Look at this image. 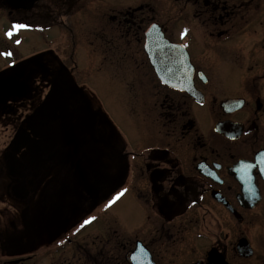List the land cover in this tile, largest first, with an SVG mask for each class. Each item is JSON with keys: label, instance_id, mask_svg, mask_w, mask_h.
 I'll use <instances>...</instances> for the list:
<instances>
[{"label": "flooded vegetation", "instance_id": "1", "mask_svg": "<svg viewBox=\"0 0 264 264\" xmlns=\"http://www.w3.org/2000/svg\"><path fill=\"white\" fill-rule=\"evenodd\" d=\"M173 1L196 9L194 13L206 30L201 39L195 32L184 34L194 68L185 76L187 81L192 77L191 91L162 84L144 46L145 22H158L165 36L176 41L175 30L169 27L176 18L163 20L158 0L142 2L138 7L116 4L117 8L113 0H106L110 13L104 17L105 26L96 13L88 14L95 52L112 55L121 48L129 79L125 85L135 87L131 91L140 102L147 99L143 106L141 103L145 111L143 115V110L139 113L138 125L139 140L144 145L140 144L138 151L126 152L128 156L121 164L127 179L130 177L132 185L136 183L142 208L141 221L129 227L130 233L120 243L124 263L131 264L130 254L142 243L154 264H264V3ZM92 3L93 0H0V19L40 31L48 27L68 31L74 46L76 33L84 30L81 12L91 8ZM94 6L95 11L97 2ZM258 24L263 25L259 32ZM250 27L255 30L251 31V47L245 52L244 40H234L241 33L244 36ZM130 35L137 43L134 52L128 48ZM120 43L124 46L120 47ZM47 52L57 53L54 49ZM54 72L36 57L0 71V123L11 124V129L3 127L12 139L7 143L6 167L22 185H27L29 200L22 214L15 206H0V264L30 262L32 255L24 254L32 247L27 238L34 233L42 237L48 231L49 220L58 214V204L64 208L66 194L77 192L73 199H82V179L94 183L97 151L92 142L97 138L92 134L85 137V117L79 115L76 120V140H64L57 148L47 145L50 137L45 131L59 129V120H48L63 116L59 100L47 105L48 91L50 87L68 91L63 73L53 76ZM38 81L48 86L46 103L42 105L48 122L38 132L42 137L34 143L29 142L34 127L29 125L27 130L19 122L29 109V101L34 106L42 104H37L43 87L36 86ZM70 108L74 111L77 105ZM54 109V115L49 116ZM68 110L72 114L69 106ZM155 118L160 123L157 129L150 126ZM28 143L30 151L22 153ZM69 146L74 157L64 162ZM16 154L21 157L17 169L13 166ZM35 182L43 183L42 195L35 200L41 207L31 209L35 197H31L30 188ZM22 220L23 232L19 231ZM89 246L96 251L95 243ZM92 257L89 262L97 264L99 257Z\"/></svg>", "mask_w": 264, "mask_h": 264}, {"label": "rangeland", "instance_id": "2", "mask_svg": "<svg viewBox=\"0 0 264 264\" xmlns=\"http://www.w3.org/2000/svg\"><path fill=\"white\" fill-rule=\"evenodd\" d=\"M160 3L159 6V14L161 15L163 20L170 21L175 20L174 23L169 24V27L172 26V30H175L176 36L175 40L179 41V32L183 30H187L190 32H195L197 36L201 39V34H205L206 30L202 27L200 22L198 21L200 18H197L194 13L196 9H192L190 7L185 8L184 6L175 3L173 0H158ZM264 3V0H262ZM98 6L94 11V4L91 8L86 9L81 12V23L84 24V30L79 34L76 33L75 40L76 46H73V35L68 31H60L59 29H55V31H50L49 35L56 36L54 37V43L48 45L45 43L44 39L40 38V36H34L32 40L26 41L19 48L14 49L13 45L11 50L14 51V54L11 55L7 60L4 61L3 58L0 57V68L7 67L9 62H20L21 60L28 59L34 52L42 51L44 48H54L57 54L61 57L65 65H62V61L56 59V55L52 54L54 60H51L50 56H47L49 63H53L50 69H54L53 76H56L59 72V69L64 66H68L69 68H73L75 63L77 64V68L74 71V77H76L78 89L83 94V97L86 102L90 104L91 109L94 111L96 115V121L98 127H102L104 133L106 131V126L108 125V121H111L110 125L118 132H115L113 135V144L110 149L115 150V146L117 148L122 147L123 141L120 138L121 132L119 129L121 127L122 131L127 135V141L131 144L134 150H137L138 146L144 145L142 140H139L140 136L137 133L138 125L140 124L138 120L139 113L143 110V103L147 100L140 102L139 99L136 98L134 90L135 87L127 86L125 84L129 83V79L126 78L124 65L126 60L122 59L125 56L124 51H121V48L109 54H102L99 51L95 52L94 48V36L91 33V21L88 18V14L96 13L98 18L104 23V17L110 11H107L106 0H97ZM114 8H117L115 3L123 4L124 6L130 5L133 7H138L142 2H152V0H113ZM94 3V2H93ZM96 5V4H95ZM170 15V18H169ZM260 19V18H259ZM9 22L7 19H1L0 24ZM149 23V22H148ZM148 23L143 25L145 29L148 27ZM146 25V26H145ZM105 26V23H104ZM256 27V31L259 32L263 29V25ZM168 27V28H169ZM241 28V27H239ZM249 30L247 36H243L241 33L238 38L234 41L237 42L239 40H244V51L249 50L251 47V31L255 29L253 27L248 28ZM54 32V33H53ZM238 32V30H237ZM4 35L2 32L0 35ZM63 34V36L61 35ZM133 34V32H131ZM257 34V33H256ZM103 35L107 38L111 37L109 34L103 33ZM178 35V36H177ZM251 35V36H250ZM258 35V34H257ZM132 35L128 38V48L132 49V52L136 50L137 43L134 42ZM0 39L2 40L1 36ZM181 40V39H180ZM13 41L15 39L13 38ZM232 43V42H229ZM12 44V43H11ZM48 45V46H47ZM121 45V46H120ZM120 47H123L124 44L120 43ZM0 47L5 48V43L3 44L0 41ZM104 47V46H103ZM3 48V49H4ZM73 49V50H72ZM241 50V47H239ZM134 50V51H133ZM129 56L131 55V50ZM73 52V58H71V54ZM246 52V51H245ZM58 69V70H57ZM129 72V70H127ZM137 71V69H136ZM141 71V69H139ZM239 76V75H238ZM122 78V82L121 79ZM42 85V91L39 94L37 104L43 101V95H46L47 85L45 83L38 82L36 86ZM126 88V90H125ZM130 88V91L129 89ZM109 100L112 101L113 108L109 104ZM79 101V100H78ZM142 103V106H141ZM140 104V112L136 114L133 108L138 109V105ZM30 101L28 103V108L32 107ZM147 107V106H146ZM132 110V112H131ZM142 111V115L144 114ZM147 111V109H146ZM27 110L24 111L23 115H26ZM148 113V112H147ZM146 116V115H144ZM13 117V116H12ZM16 117V116H15ZM14 118V117H13ZM147 120V116L145 117ZM149 119V118H148ZM150 126L158 128V120L155 118ZM150 119L148 122H150ZM159 123V122H158ZM160 124V123H159ZM3 125H8L11 129V124H6L4 122L0 123V162L4 163V157L7 153V145L9 146L12 139H9V134L5 133L8 129L4 128ZM124 129V130H123ZM112 131V130H111ZM121 131V130H120ZM107 132V131H106ZM119 133V134H118ZM11 134V133H10ZM124 145V144H123ZM109 149V150H110ZM116 151V150H115ZM128 151V150H127ZM138 151V150H137ZM140 151V150H139ZM133 162V159H130ZM102 164L100 166L103 170V175L106 174L108 169V165L106 163H116V166H119L120 159L117 158L114 161L105 160V157L101 159ZM102 182H104L103 176H101ZM130 178L128 182L126 181L124 184L121 182L114 183L113 189L111 191L105 189L103 190L97 197L92 199V201L85 202L79 206H76V217L70 221L68 225L64 227H68V233L60 237H54L56 234H49L44 231L42 235V239L45 240L44 246L39 248L36 253V257H34L33 261L28 262L27 264H62L63 258L70 260V264H93L89 262L87 259L92 256H100L103 252L108 250V253L103 254L96 261L97 264H125L124 256L125 253L122 248V241H124V236L126 233H130L129 227H136V225L141 221V205L138 203L140 201L137 198V189L136 183L130 185ZM5 182V184H7ZM39 190V189H38ZM40 191V190H39ZM41 192V191H40ZM123 193L122 198L120 200L116 199L117 195ZM127 194V195H126ZM120 196V197H121ZM119 197V198H120ZM118 200V201H117ZM113 201H115L113 203ZM32 208L34 205L37 207L38 204H35V199L33 201ZM1 205H10V200L8 197L2 196L0 197V206ZM18 205V206H17ZM20 202L17 201L16 207H19ZM23 206H26L23 204ZM14 207V206H13ZM12 207V208H13ZM20 208V207H19ZM18 209V208H17ZM21 209V208H20ZM95 217L94 221L88 223L81 227L82 224L86 220H92ZM67 229V228H66ZM36 236V235H35ZM34 236V238H35ZM41 236V235H40ZM39 236V237H40ZM38 237V239H39ZM72 238L73 241L70 244L67 240L68 238ZM96 237L97 239H94ZM49 238V239H48ZM48 243V244H46ZM85 245L86 247L82 251L84 254L83 258H80L78 262V257H81V254L78 251H75L73 244ZM91 243H95L97 245L96 251L92 246L89 247ZM88 248V249H86ZM103 248V250H102ZM111 248V251H109ZM100 249V250H99ZM45 254V255H44ZM76 254H79L78 256ZM42 257V258H41ZM103 257H106L107 260ZM87 258V259H86ZM93 259V257H92Z\"/></svg>", "mask_w": 264, "mask_h": 264}, {"label": "snow or ice", "instance_id": "3", "mask_svg": "<svg viewBox=\"0 0 264 264\" xmlns=\"http://www.w3.org/2000/svg\"><path fill=\"white\" fill-rule=\"evenodd\" d=\"M14 27H15L16 29H20V28H24L25 25H15ZM12 34H13L12 32H9V33H8L9 36H11ZM185 34H186V30H185ZM3 55H5L6 57H9V56H11L12 54L9 52V53H3ZM121 195H123V193L118 194L117 197H116V199H119V197H120ZM114 202H115V201H113V203H114ZM92 219L94 220L95 217H93ZM88 223H91V220H86V221L84 222V224L81 225V227H83L84 225H86V224H88Z\"/></svg>", "mask_w": 264, "mask_h": 264}, {"label": "water", "instance_id": "4", "mask_svg": "<svg viewBox=\"0 0 264 264\" xmlns=\"http://www.w3.org/2000/svg\"><path fill=\"white\" fill-rule=\"evenodd\" d=\"M162 35V34H161ZM160 35V37L162 38V36ZM162 42L163 43H165L166 44V46L165 47H170V48H172V49H174V50H172V51H175L176 53H177V55L179 56V53H178V51L175 49V47H173L171 44H169L167 41H165L164 39H162ZM167 49V48H166ZM150 52H152V50H150ZM161 72H163V70L161 69ZM58 93H56V95H57ZM57 99V98H56ZM56 99H54V100H56ZM64 117H66V115H63ZM69 124H70V121H67ZM63 128H64V130H67V131H69V129H70V126L68 125V124H64L63 125ZM134 262H136V260L134 261Z\"/></svg>", "mask_w": 264, "mask_h": 264}, {"label": "bare ground", "instance_id": "5", "mask_svg": "<svg viewBox=\"0 0 264 264\" xmlns=\"http://www.w3.org/2000/svg\"><path fill=\"white\" fill-rule=\"evenodd\" d=\"M127 195V194H126ZM58 207L60 208L61 206L58 204Z\"/></svg>", "mask_w": 264, "mask_h": 264}]
</instances>
